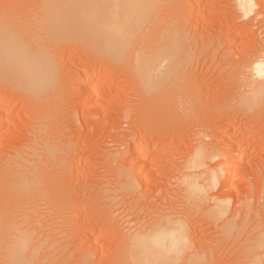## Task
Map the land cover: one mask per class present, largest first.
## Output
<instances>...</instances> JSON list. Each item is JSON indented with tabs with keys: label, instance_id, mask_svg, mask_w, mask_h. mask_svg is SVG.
Returning a JSON list of instances; mask_svg holds the SVG:
<instances>
[{
	"label": "rangeland",
	"instance_id": "1",
	"mask_svg": "<svg viewBox=\"0 0 264 264\" xmlns=\"http://www.w3.org/2000/svg\"><path fill=\"white\" fill-rule=\"evenodd\" d=\"M5 1L9 4L10 1L14 2V0H4V2ZM19 1L20 0H16L17 4L20 3ZM29 1L30 0H24L23 2L28 3ZM32 1L33 0L29 2V4L31 3L30 6H34L35 2L33 3ZM251 1L252 5H249L250 8H245L244 10L239 9V7H241L238 5L240 0H238L237 3L236 0H193V3L195 2L194 4L190 0H187L186 3L181 0H159L161 4H159V12L165 10V13L163 12L164 14L160 13L161 17L164 18L166 14H169L168 18L175 16V18H179V20L177 21L178 23H174L175 21H166L163 20V18L158 17L159 19H156L157 23H152L153 25H151L150 28L152 31L154 29V32L151 31L152 34L156 32L154 35L159 37L156 40V37L153 36L155 38V42H157L155 43L152 41V46H156L158 44L168 45L169 55L165 64L168 63L167 65H171L170 67L167 66V68L171 71L173 69V72H169L168 69H166V72L170 73V75L167 73L169 80L166 78V83L169 84L167 87L169 88H167L168 91L164 90V92L174 94L176 92L174 87H176L178 95L177 93L175 94L179 97L177 98L175 94L174 97L172 96L173 94H169V97L167 94L165 95V93L162 94L160 92H156V96L159 95V97L161 96L162 98L159 99L157 96V100V98H155L156 96L153 97L155 94H151V96L153 95L152 97H149L150 95H147L146 97L143 93H139L140 91L137 86L138 74L137 70L134 68L132 54L118 59H111L110 57H107V55L98 54V51L95 50L94 46L89 45L87 40L84 39L85 37L83 36V33L80 34L82 31L79 29L77 30V28L72 24L70 28L71 30L68 32L70 34H66L65 37L60 31H56L53 35L44 33V29L30 25L33 20L28 23V20L31 19L30 14L33 13L32 9L35 7H29L32 8L29 9L25 4L26 11H23L25 9L22 8L23 13L20 7L24 6L25 8V5H23L24 3L21 0V3H23L22 6L17 8L18 5L16 4L17 7L15 8L18 9H16V11H19L20 9V13L22 12L23 14H26V16L23 15L25 18L24 20L28 24L29 30H31L34 34L29 38L33 39L36 37L37 33L35 41L38 42L43 49L50 45L52 46L51 49L57 48V50L54 49V52L56 53L55 58L57 63L59 62L57 64V77H59V82L53 92L49 93H46L43 90L38 94H34L31 91L19 88L14 83L13 85L7 87L8 89L0 88V109H2L3 103H9L8 113L6 114V122L3 127L0 128V165L6 164V162H8V160L6 161V158L8 159V157L9 159H12V153L13 155L17 152L21 153L23 149L27 148L30 142H32V139L36 138V134H34L36 129L34 127L40 121L38 117L48 114V119H51L49 121V124H51V133L48 132V136H46L50 138L52 143L55 142L54 144L57 145L55 147L57 151L56 154H63L61 156H65L64 164L67 163L65 164V169L63 171L64 176L62 180L54 187L56 190L54 191L55 194L59 195L61 192L69 193L72 190L71 192H75L74 197L72 196V202H74V204L76 203L75 205H77V203L81 206L85 205L87 210L92 206V208L95 207L97 209L99 202H101V205L102 202H105L106 200V202L109 201L105 198V195H108V193L105 192H109H104V187L106 186L104 184L105 181L108 180L107 178H111L113 181H110L109 184L114 182L118 185V183H121L123 178L119 174L122 170V173L124 174L128 172H130V174L132 173L131 177H134L133 180L136 181H133L135 185L134 189L137 191L139 190V195L135 190L133 196L125 193L123 190V194L121 193L122 191L118 190L117 192V190H115V195H119L120 193V195L122 194V198L123 195L125 196L123 198L124 200L122 199L123 202L120 203L126 207L128 206L127 203H129L128 207H130L133 205V202H135L134 200L132 201L134 194L136 195L137 193L136 196H142L141 199L145 202L148 199L147 196H149L147 203L149 201L152 202L149 203V205H152L153 208L151 209L149 206V210H151L152 213L153 211L155 212L158 210V208L160 209L163 204L164 205L162 207L170 204L172 201L180 203L181 200L175 197L177 194V187L174 186L175 184L177 185V182L179 181L176 180L178 177L177 174L179 173L177 169H180L179 171L183 169V159L185 160V158L189 155V151L192 148L194 140L195 142L203 141L209 144L207 145V148L209 151L212 150L213 152L211 151L212 154H210L207 158V163L209 165V169L214 171V168L218 169L220 166L219 164H221L222 160L225 156H227V153L229 155H234V152L229 153L228 146L224 145V147L227 148L222 147L223 150L219 149L218 146L220 144H226L224 140H226L228 135H232L238 130L240 134H234L235 136L232 135L234 138H231V144H235V147L233 146V148H239L238 150L236 149V151H238L240 155L235 152V155H237L238 158L235 162L229 164V169H231L233 174L230 178L231 181H229L228 184V186H230L227 187L223 185L221 182L222 179L218 180L216 187L213 188L214 190L212 189L211 193L209 192L207 194V198H204V200L206 199L208 202V200L212 197H224L226 201L229 200L227 201V203L230 204L228 207L229 211H227L228 213L226 212L227 214L222 217L213 218L214 220L211 219L209 215L205 214L194 217V220H198V223H200L199 228L201 227L200 229L202 231L199 229L201 235L199 234L198 237L200 236L201 238L203 236L201 239L219 241L222 239L221 236L225 235L223 237L227 240L226 244L222 246L223 248H220V250L214 249L213 251H210V253H212H209L208 255L212 256V254H214L212 258H215H209V260L207 258V260H204V263L202 262L203 264H242L238 263L242 261L240 259L245 258L247 254L249 255L246 250L248 246L245 242L246 237L250 236V234L255 235L257 231L261 230L264 223V211H262V214L260 211V209H264V147L261 146L264 144V139L257 138L260 137L262 133L264 134V109L262 108L260 101L255 100L253 90L255 87L250 86L252 82H256V84H258L261 80L259 75L256 74L254 66L258 59L264 58V0ZM16 2H14V4ZM7 3L3 4L2 0L0 4L1 6L3 5L7 8ZM39 12L42 13V9H39ZM166 16L164 19H166ZM28 17L30 19H28ZM182 20H184L186 24H184V21ZM164 21L168 24L170 22L171 25L169 24V26H167L168 24H165ZM181 21L182 23L180 24L179 22ZM172 23H174V25L180 24L178 26L179 28L177 27V29L174 27ZM30 27H32V29H30ZM171 27L172 30H174L172 32L173 34L175 33V36L172 35ZM170 32L172 36H169ZM71 33L75 34V36H71ZM166 37L170 39H167ZM165 38L166 41H164ZM139 40L140 39H137L135 42L136 45L134 44L135 47L137 46L136 48L141 47L142 43L143 45L146 43L141 42L142 39L140 41ZM31 41L32 43H35L33 40ZM86 42L87 44H85ZM138 42L140 43V46H138ZM164 42H166V44ZM87 46L88 48H86ZM131 51L132 50H129V53ZM61 58L63 59L61 60ZM44 72L49 77L55 74L51 71V69H47ZM93 73L95 75V79L84 84L83 80L88 75ZM171 73H173L172 77ZM187 84L189 86H196V92H199L196 94L197 96L195 95V98L191 95V98L194 101L191 100L189 95V97L184 95L185 93L183 90L186 86L188 87ZM196 84H198L199 87H197ZM181 85H183L184 89ZM164 89L166 88L164 87ZM169 90H172V92ZM180 91L181 94L179 93ZM140 94H143L144 96L142 95L141 97ZM163 95H165V99ZM182 95L186 97L184 98ZM180 96L185 101L190 99L195 106L197 105L198 107H195L194 104L190 105L192 102L188 104L191 107L186 106L187 102L185 103V101L179 99L181 98ZM169 98H174L175 100L173 99V101L175 102H172V99L169 101ZM155 99L157 100V103ZM163 99L165 101H163ZM176 99L178 100L176 101ZM196 99L198 100L197 104L195 103ZM150 100L151 102H154L152 105L156 103V105L158 104V107H161L162 105L164 106L162 111L159 109L160 107L158 108V117L156 116V118L152 119L150 117L151 120L147 119L149 116L146 117V109L148 106H152L150 105ZM125 102L131 106L133 102L136 103L135 105L133 103L136 110L132 109L127 118H124L125 116L123 117V107L126 104ZM165 102L168 104L164 105ZM141 103L145 104L142 105ZM140 105L142 107H140ZM186 107L192 109H187L192 112H186ZM41 112L44 113L42 114ZM39 113L41 114L39 115ZM199 128L203 132H199ZM30 130L34 131V133ZM195 132L197 133L195 134ZM142 134L144 137L140 136ZM236 135L238 136L236 137ZM193 136H196L195 139H193ZM138 139L145 140L144 144L146 146L149 145V148L154 150L151 157L148 158L149 164L144 168L142 171L143 173H140L139 169L132 167L129 160L131 151L124 146L125 143L123 144V142H126L127 145L129 142L128 144L131 148L136 145V141H139ZM245 142L248 144H245ZM155 144L158 147H156ZM126 148L127 151H125ZM216 149L219 152L216 151ZM119 151H122V154H120ZM116 156H120L117 161L114 160ZM54 157L55 156H53V161L55 162L56 157ZM72 159H78L80 161V164L76 168H72L71 166ZM42 162L43 160L40 159V164ZM117 165L121 166L119 167ZM112 168H119L120 171H116V169H114V171ZM115 172L116 175H119L121 178L116 176ZM106 175L107 178H103L106 177ZM113 175L115 176L111 177ZM235 175L236 177H234ZM232 177L235 181L232 180ZM83 178L84 180H82ZM114 178L118 181L115 182ZM144 178H146V180H144ZM99 180H102V182ZM151 184H154V186ZM98 185L103 187L98 188ZM107 186L110 185L107 184ZM107 186L105 188H108ZM100 188L104 192L103 194H101L102 191L100 192ZM0 190L2 191V189ZM111 192H109V194H114V191ZM142 192L143 194L140 195ZM143 195L144 197L146 195L147 199H144ZM170 195L172 197L174 196L177 200L174 197V199L171 198ZM50 196H52V194H50ZM153 197L154 199H152ZM104 198L105 201H103ZM125 198L126 200L131 199L132 203L129 200L124 202ZM213 198L211 201H213ZM100 199H102V201ZM156 199H158L159 202H157ZM238 199L240 201H238ZM117 200L121 201L120 197L119 199L117 198ZM117 200L114 202L115 204H117ZM153 202L155 204H153ZM62 203H64V207L67 205L66 201H63ZM92 203H95V206ZM120 203L119 206H115V208L117 207L116 209L112 206L114 208H112V210H116V215H114L116 217H119V213H121L119 207L122 204ZM176 205H180L179 208L177 207V209H180L181 206V208H183L184 203ZM232 208L234 209L232 210ZM258 210L261 215L258 214ZM143 212L144 211H142V213ZM83 217L84 219L82 220H84V222L82 220L81 222L86 228L90 225L91 228L94 229V223L96 226L104 223L107 224L104 225L108 226L106 227V230L108 229L109 234L106 236L107 238L104 237L103 242L102 240L97 242V245L104 247L106 244L105 241H110L113 237V240H117L118 237L122 240L124 236L123 232L116 223L112 224V222L110 223L107 221L112 227L111 231L107 222L101 223L99 220L96 221V219H91V217L88 218L89 220H85L87 217L85 215H83ZM233 217H236V219H233ZM80 218H82V216ZM78 219L79 218H75V221L77 220L75 223L79 222ZM90 219L94 220V223ZM226 222H230V224L233 223L231 232H234L233 234L231 233L232 236L229 235L230 238L224 231L226 227H223V225H225ZM80 224L77 223V225L82 228L84 225L82 224L80 226ZM111 224L114 225V227ZM76 232H78V229L72 233L74 235L71 234L73 237L71 235L66 237L63 240L64 242L62 241V244L56 243V246H52V249L49 247L48 249L46 248L47 250H43L40 255L41 257L37 259L38 261H36L35 264H39V260H41L40 264H42V261L43 264H81V262L79 263L78 261H81V259L85 257V252L86 257L88 255L92 256H88V259L91 260V264L100 263V260L102 259L100 256L103 255L100 254V252H103L100 251V247L98 246V251L100 252L95 250V254L94 249L89 245V242L92 241L87 240L88 242H86V239L83 238L84 236L80 235L81 233L79 232L77 236V234H75ZM237 233H239V235H236ZM111 235L113 237H111ZM233 235L237 236L236 239ZM79 236H83L80 238V240L84 239L82 242L83 244L81 243L82 240H79ZM52 238L54 239V236L49 238V242L53 240ZM77 238L78 240H75ZM119 239L117 241L114 240L115 243L121 242ZM64 244H66V247ZM47 251L50 255L45 254ZM80 251L82 254H80V258H78L76 255ZM75 253L76 255H74ZM106 255L103 259L104 262L107 260ZM44 257L47 259H43ZM96 260H98L97 263H95ZM103 260H101V264Z\"/></svg>",
	"mask_w": 264,
	"mask_h": 264
},
{
	"label": "bare ground",
	"instance_id": "2",
	"mask_svg": "<svg viewBox=\"0 0 264 264\" xmlns=\"http://www.w3.org/2000/svg\"><path fill=\"white\" fill-rule=\"evenodd\" d=\"M23 1L24 0H22V2ZM181 1H184L186 3L187 0H181ZM190 1H192L193 3V0H190ZM237 1L238 0H236V3ZM1 2L2 0L0 1V3ZM14 2H16V0H14ZM14 2L10 1V4H9L6 1L4 2L3 0V4L4 3L8 4L7 8L6 6H3V5L2 7L0 4L1 6V9H0V88L5 89L9 87L10 85H13L14 83L19 88L25 89L26 91H31L34 94H38L39 92L43 90L46 93H49V92H53V90L57 87V84L59 82L58 81L59 77H57V66H58L57 64L59 62L57 63V60L55 58L56 53L54 52V49L57 50V48L53 47L54 49H51L52 46L50 45L47 48L43 49V47L40 46V44L35 41V39L37 38V33H36V37H34L33 39L29 38L34 34L31 32V30H29V26L24 20L25 18L23 16V15L26 16V14H23L24 13L23 11H26V5H27L28 8L35 7L34 9L29 8L33 10V13H31L32 10L30 11L31 14L28 12L31 15L30 17L31 19L28 17V19H30L28 20V23L29 21L33 20L32 23H30V25L31 26L34 25L40 29L41 28L44 29L46 31V32L43 31L44 33L53 35L56 31L57 32L60 31L65 37L66 34L68 35L70 34L68 32L71 30L70 28L72 24L77 28V30L79 29L80 31H82L80 34L83 33V36L85 37L84 39L87 40L89 45L94 46L95 50L98 51V52L96 51L98 54L100 53L103 55H107V57H110L111 59L112 58L118 59V58L129 56L130 54H132L134 68L137 70V74H138L137 86L140 92L139 91L137 92L143 93L146 97L147 95H150L149 97H152L154 94L155 95L153 97H155L158 92L162 94L165 93V95L167 94V96H169V94L171 95L173 94V93L164 92V90L168 91L167 88L169 87H167V85L169 86V84L166 83V78H168L167 76L168 74L170 75L169 72L171 71L167 68V66L170 67L171 65H167L168 63L165 64L167 61L168 55H169L168 45L166 44V42H164L167 46L159 45V44L158 45L155 44L157 47L152 46L153 45L152 41L155 42L154 37H156V40L159 37L154 35L156 32L152 34V32H154V29L153 31L150 30L151 25H153L152 23L154 22L157 23L156 19L158 20L161 17L160 13H163V12L165 13V10L159 12L160 11L159 10V4H160L159 0H33L32 2L33 3L35 2L34 6L32 5L30 6L31 3L29 4V2L28 3L23 2L24 3L23 4L21 3V0L19 1L20 3L18 2L21 5L17 4V2L14 4ZM251 2H252L251 0H240L238 5H240L241 7L239 6L238 7L239 9H244V10L245 8L249 9L250 8L249 5L251 4ZM16 4L18 5V7ZM22 4L23 5L26 4L25 8L23 6V7H20V9L21 11L23 9L25 10L22 11L23 13L22 12L20 13V9L19 11H16V9L19 8V6H22ZM39 9H42V13L39 12ZM43 10H44V13H43ZM166 15H165L166 19H164L165 16L164 18L163 17L161 18H163V20H166V21L167 20H170L172 22L175 21L174 23H176L179 20V18L177 19L175 18V16L172 18L170 17L168 18L169 14H166ZM166 21H164L165 24H168ZM182 21L179 23L181 24ZM174 23L172 24L174 25ZM169 24L167 26H169ZM184 24H186L185 21H184ZM176 25H174V27L177 28L179 25L178 24ZM172 27H171V32L174 31L172 30ZM30 29H32V27H30ZM171 32L169 33L170 35L169 34L168 35L175 36V33L173 34L172 32V35H171ZM71 36H75V34L71 33ZM166 38L165 40L164 39L162 40L166 41ZM137 39H140V40L142 39L141 42H146V43L144 45L142 43L141 47L136 48L137 46L135 47L134 44L136 45L135 42ZM167 39H170V38H167ZM31 40H33L35 43H32ZM87 42L85 44H87ZM138 44L137 45L140 46L139 42ZM86 48H88V46ZM129 50H132V51L129 53ZM62 59L63 58H61V60ZM47 69H51V71L54 72L55 74L50 77L47 76V74H45L44 72ZM166 69H168L169 72H166ZM254 69H255L256 74L259 75L262 81L260 80L258 84H256V82H252L250 86L255 87L253 88L255 100L260 101L262 108L264 109V58L258 59L255 62ZM171 72H173V69ZM172 75L173 73H171V77ZM94 79H95V75L93 73V74L88 75L83 80V83L84 84L88 83L89 81H92ZM196 85L197 87H199L198 84ZM164 87L167 90L164 89ZM181 87L184 89L183 85H181ZM181 87H178V88H181ZM174 89L176 90V92L175 91L173 92L177 93L178 95L177 88L174 87ZM184 90L183 92L185 94L184 93L183 94L186 96L189 95L190 98L192 97L191 95H193L195 98V95L199 93L198 91L196 92V86H193V85L192 86L188 85V87L186 86ZM169 91L172 92V90H169ZM179 93L181 94V91ZM151 94L153 95L151 96ZM174 94L172 95L173 97H174ZM142 95L140 94L141 97ZM165 95H163V97ZM157 96L159 99L161 98V96L160 97L159 95ZM157 96L155 98H157ZM186 96L182 95V97L184 98ZM256 96H257V99H256ZM182 97L179 99L183 100ZM164 99L163 101H165ZM171 99H172V102H175L173 101L174 98H169V101H171ZM157 100H156V103H157ZM177 100L178 99H176V101ZM191 100L193 99L191 98ZM191 100L189 101V103L188 101H185V100L183 101H185V103L187 102L186 106H190L194 104ZM195 101H196L195 103L197 104L198 100L196 99ZM190 102H192V104H190ZM133 103H132V106L128 103L124 105L123 107V117L125 116L124 118H127L130 115L132 109L136 110V107H134L136 103H134V105ZM152 103L154 102H151L150 105H152ZM156 103L153 104L152 106H148L147 109L145 108L147 115L145 113L144 114L146 115V117L149 116L147 118L149 120H151L152 118H156V116L159 114L158 108L160 106L158 107L157 106L158 104L156 105ZM167 104L165 102L164 105H167ZM8 106H9V103H3L2 109H0V128L3 127V125L6 122V114L8 113ZM140 107L142 106L140 105ZM161 107L159 109H161L162 111L164 106L162 108ZM187 109L192 110L186 107V110ZM186 112H190V111L187 110ZM41 113H39V115ZM47 115L38 117L40 121L34 127L36 129L35 133L34 131L30 130L34 134H36L35 135L36 138H33L32 142H30L29 145L27 144L28 145L27 148L24 147L25 149H23L21 153L17 152L18 154L16 153L14 155L12 153V156H13L12 159L10 158L11 159L10 160L9 157L8 159L6 158V161L8 160V162L5 161L6 164L0 165V189H2V191L0 190V262H1L0 264H35V262L38 261L37 259L41 257L40 255L42 254L43 250H45L46 248L48 249L49 247H51L50 249H52V246L54 245L56 246V243L62 244V241L66 237L70 236L72 233L77 231V229H78V232L81 233L80 235L84 236L82 237L86 239V242H88L87 240L92 241V242H89V245L94 249V251L95 250L98 251L99 249L98 246L100 247V251H103L102 253L98 251L100 252V254H103L102 256H100L102 258L101 260H103L104 256L108 253L106 255L107 260L105 262L103 260L105 264H201L202 262L204 263L205 262L204 260H207V258L208 260L209 258L211 259L215 258V257L212 258L214 254H212V256L208 255L210 251H213L214 249L220 250V248H223L222 246L226 244L227 240L224 239L223 237L225 235L221 236L222 239H220L219 241L217 240L210 241L208 239H201L203 236L201 238L200 236L198 237V235L200 234L201 227L199 228L200 223H198V220H194V217L198 215L202 216L203 214H205V215H209V217L213 219L216 217H222L223 215L228 213L227 211H229L228 207L230 204L227 203V201L229 200L226 201L224 197L223 198L215 197L216 198L215 199L211 196L213 198V201H211L212 198H210L208 202L206 201V199L204 200V198H207L206 197L207 194L209 192L211 193L212 189L216 187L218 180L222 179L221 182L223 185L227 187L230 186V185L228 186V184H229V181H231L230 178L231 176H233V174L231 172V169H229V164L232 162H235L236 159L238 158V156L235 155V152L239 154V152L236 151L237 148L236 149L233 148V146L235 147V144L234 145L231 144L232 142L231 138L233 137L232 135L240 134L237 128H236L237 131L234 130L235 133L232 132L233 134L231 133L232 135H228L226 140H224L226 144H222V145L220 144L218 146L219 149H222L224 145L228 146V148L230 149V150L228 149L229 153L234 152V155H229L227 153V156H225L221 164H219L220 166L218 167V169L214 168V171L213 170L211 171L209 169V165L207 163V160H208L207 158L210 156V154H212L211 153L212 150L209 151L207 148V145L209 144L203 141L195 142L194 140V142L192 143V148L189 151L190 152L189 155L188 156L186 155L187 156V157L185 156L186 158L184 157L185 160L183 159L185 170L183 166H182L183 169L181 171H179L180 169H177L179 173L177 172L178 177L176 180H179V181L178 182L176 181L177 185L176 184L174 185L177 187V190H176L177 192L176 191L174 192L177 193L175 197L181 200L180 203H176V201L175 202L172 201L170 202V204L167 203L168 205H165L166 207L165 206L162 207L164 205L162 203L163 204L161 206L162 208L159 206L160 209L158 208V210H156L155 212L152 210L153 211L152 212L153 214H152L151 210H149V206H150L149 203H152V202L149 201L147 203L149 196H147L148 197L147 199L146 195L145 197L143 195L144 199L145 198L147 199L146 202L141 199L142 196H136L137 193L139 195V192H138L139 190L137 191L136 189H134L135 185L133 181L135 180H133L134 177H131L132 173L130 174V172H128L130 175L128 173L124 174L122 173V170H121L119 174L123 178H122L121 183H118V185H116L117 183L115 184L114 182L109 184L110 181H113V180H111V178H107V175L106 177H103V178L108 179L107 181H105V183L104 182L103 183L106 186L107 184L110 185V186H107L108 188H105L106 186L104 187L105 189V190L103 189L104 192L114 191V194H109V192H105V193H108V195H105V198L108 199L109 201L106 202L107 200L105 201V198H104L103 201L105 202H102L101 205H100L101 202H99V206L97 207V209L95 207H94L95 209L92 208L93 207L92 204H94L95 206V203H92L91 204L92 207H90L91 209L88 207L90 209V210L88 209L90 211L89 212L85 205L81 206L79 203L75 205L76 203L74 204V202H72V198L74 197V193H75V192L74 193L71 192L72 190L70 191L71 193L61 192L59 195L55 194L54 192L56 191L54 188L55 185L58 184L64 176L63 171L65 169V164L67 163L64 164L65 156L64 157L61 156L63 154L61 155H58V153L56 154L57 151L55 147L57 145L54 144L55 142L52 143L50 141V138L47 137L48 132L51 133L50 131L51 124H49V121L51 119H48ZM199 132H203V131H201L200 129ZM33 133L32 135L34 136ZM196 133L197 132H195V134ZM238 135H236V137ZM140 136H143V134ZM258 136H259V133H258ZM195 137L193 139H195ZM200 138H203V137H200ZM257 138L264 139V134L262 133V135H260V137H257ZM136 142H135L136 145L131 148H130V145L128 144L129 142L127 143V145H126V142H123V144L125 143L124 146L127 147L128 150L131 151L129 160H130L132 167H134L135 169H139L140 173H143L142 171L149 164L148 158L151 157V154L152 152H154V150L153 149L151 150L149 148V145L146 146L144 144L145 140L143 139H140L139 141H136ZM246 143L247 142H245V144ZM155 146L158 147L156 144ZM261 146L264 147V144ZM127 148L125 151H127ZM224 148H227V147H224ZM122 151H119L120 154H122ZM216 151L218 150L216 149ZM53 156L55 157L57 156L55 162L53 161ZM119 157L120 156H116L114 160L117 161ZM40 159L43 160L41 164H40ZM72 160H71V163H72L71 166L72 168H76L80 164V161L78 159L77 160L75 159L72 162ZM178 168H181V167H178ZM112 169L113 170L116 169V171L119 170V168L118 169L112 168ZM235 173H238V172H235ZM115 175H116V172H115ZM115 175L111 177H114ZM116 176L120 177L119 175H116ZM234 177H236V175ZM114 179H115L114 180L115 182L118 181L116 180V178ZM82 180H84V178ZM144 180H146V178H144ZM232 180L235 181L233 177H232ZM100 182H102V180ZM152 186H154V184ZM99 187L101 186L98 185V188ZM101 188H100V192L102 191ZM115 190H117V192L118 190L120 191L123 190L125 193H128L129 195H132V196H133L134 190L137 191L136 195L134 194V197L132 199V201L133 200L135 201L133 202V205H131L132 203L131 199L130 200L127 199L131 201L130 203L131 206L128 207L129 203H127L128 208L126 206H123V204L120 203V202H123L122 199L125 197L124 195H123V198L121 197L123 194V191L121 192L122 193L121 195L120 193L119 195L118 194L115 195ZM104 192L102 191L101 194H103ZM143 192L140 195H142ZM50 194H52V196H50ZM135 196H136V199H135ZM119 197L121 201L117 200V198L119 199ZM173 197L171 196V198ZM126 198H127V195H126ZM126 198L124 202H127ZM129 198H132V197H129ZM115 199L117 200L116 202L117 204L114 203L116 201ZM152 199H154V197ZM100 200L102 201V199ZM156 200L157 202H159L158 199ZM63 201L64 202L66 201L67 203L65 207H64V203H62ZM238 201L240 200L238 199ZM119 203L122 204L119 207V210L121 211V213H119V217H116L114 216L116 215L115 214L116 210H112L113 208L112 206H114L115 208L116 205L119 206ZM182 203H184L183 208H181L182 207L181 206L180 209H177V207L179 208L180 205L177 206L176 204H182ZM153 204L155 203L153 202ZM150 207L151 209H153L152 205ZM233 209L234 208H232V210ZM142 211L144 212L142 213ZM260 211L262 214V211H264V209L263 210L260 209ZM258 214L261 215L259 210H258ZM83 215L87 217L85 220H89L88 218L91 217V219H96V221L99 220L101 223L107 222V221L110 223L112 222V224L116 223L120 227L124 235V236L122 235L123 236L122 240L121 238L119 239V237L117 238V240L119 239V241L121 240V242L115 243V241L117 240L114 239L115 240L114 241L113 240L114 237L111 235V237H113L111 240L113 241L111 240L110 241L108 240L109 242L105 241L106 244L105 243L103 244H105L106 246L104 245V247L97 245V242H99L100 240H102L103 242L104 237L108 236L109 234L108 229L106 230V227L108 226H105L107 225L105 223H104L105 225L102 224L103 226L101 224H100L101 226L100 225L96 226L94 225L95 224L93 222L94 220L90 219L94 223L92 224L95 227L94 229H92L91 226L87 224L88 228H86L85 225L81 222V220L84 219ZM81 216L82 218H80ZM75 218H79L78 219L79 222L77 223L79 224L81 223L80 226L82 224L84 225L82 226V228L79 227L77 223H75L77 221V220L75 221ZM234 218L236 219V217H233V219ZM82 221L84 222V220ZM232 224H230V222H226L225 225H223V227H226V229L225 228L223 229H225L224 231L228 234V237L229 235L232 236L234 232V231L231 232ZM112 226L114 227V225ZM110 228L112 231L111 226ZM78 232L75 233L77 234V236H78ZM239 233H237L236 235H239ZM234 235L233 237H235L236 239L237 236H234ZM251 235L252 234H250V236L246 237L245 239V242L248 244L246 250H247V253H249V255L246 253L247 256L245 255L246 257L243 259H240L242 261L238 263L264 264V223L260 231H257L255 235L254 234L252 236ZM52 236H54V239L52 238L53 240L49 242V238ZM82 237L79 236V240ZM75 240H78V238ZM83 241L84 239L81 241V243ZM66 244H64L65 247H66ZM48 251L47 253H45L46 255L49 254ZM96 251H95V254H96ZM80 252L78 253L76 252L77 255L76 253L74 255L80 258V254H82V252L81 253ZM84 255L85 257L83 256L84 258H82L81 261H78V258H77V261L79 263L81 262V264H91V260L88 258L92 256H89L87 254L89 257L88 256L86 257V252ZM47 258L44 257L43 259H47ZM101 260H100V263L98 264H101ZM39 261L41 263V260ZM97 262L98 260H96L95 263ZM103 262L102 264H104ZM42 264H43V261H42Z\"/></svg>",
	"mask_w": 264,
	"mask_h": 264
}]
</instances>
